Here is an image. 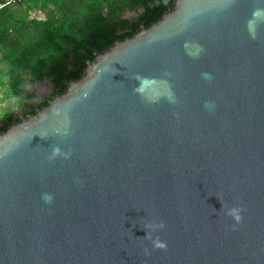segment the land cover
Returning <instances> with one entry per match:
<instances>
[{"label": "water", "instance_id": "95a60500", "mask_svg": "<svg viewBox=\"0 0 264 264\" xmlns=\"http://www.w3.org/2000/svg\"><path fill=\"white\" fill-rule=\"evenodd\" d=\"M0 264H264V0H176L0 134Z\"/></svg>", "mask_w": 264, "mask_h": 264}, {"label": "trees", "instance_id": "16d2710c", "mask_svg": "<svg viewBox=\"0 0 264 264\" xmlns=\"http://www.w3.org/2000/svg\"><path fill=\"white\" fill-rule=\"evenodd\" d=\"M175 2L29 0L24 5L0 0V47L9 50L3 57L8 70L1 83L9 97L20 100L19 114L0 118V134L64 94L97 56L160 21ZM34 10L42 15H33ZM126 10L141 12L129 19L123 16ZM41 83H47L49 91L39 96L33 89Z\"/></svg>", "mask_w": 264, "mask_h": 264}, {"label": "rangeland", "instance_id": "374dc122", "mask_svg": "<svg viewBox=\"0 0 264 264\" xmlns=\"http://www.w3.org/2000/svg\"><path fill=\"white\" fill-rule=\"evenodd\" d=\"M8 1V0H6ZM15 2H20L23 3L24 5H29V0H15L14 2L11 3H15ZM25 7V6H24ZM19 13L22 12V10H19ZM141 12V10L138 11H128L126 10L123 14V16L125 18H129V19H134L137 17V15ZM33 15H39L41 16V12L38 11H32ZM8 49H3L2 47H0V118L9 112H15L16 114H19L18 111V106L20 103L19 99L16 98H11L7 95V90L6 88L2 85L1 81L4 77V75L6 74L7 70H8V63L5 61V59L3 58L4 55H6L8 53ZM33 91L37 94V95H42L45 94L49 91V86L47 83H41L37 86L34 87Z\"/></svg>", "mask_w": 264, "mask_h": 264}, {"label": "clouds", "instance_id": "9594fccd", "mask_svg": "<svg viewBox=\"0 0 264 264\" xmlns=\"http://www.w3.org/2000/svg\"><path fill=\"white\" fill-rule=\"evenodd\" d=\"M40 137L42 139L46 138L45 136H41V135H40ZM58 155L63 156L64 158H68L71 155V152L70 151L64 152L61 150L60 147H53L52 151H51V157L50 158H55ZM44 199H45V201L50 202L52 198L50 195L45 194ZM218 199L220 200V202L222 204L221 211L223 212V214L226 217H231L236 223H239L242 219V216L240 214V209H238L236 207L229 208L225 203L222 202V198H218ZM142 227L146 232L145 237L151 238V232L149 231V229H151L152 231H155L156 229H163L165 227V225L163 222L157 224V223L148 221V222H144ZM153 246L155 248H160V249L166 248V244L164 242L160 241L158 237L155 240H153Z\"/></svg>", "mask_w": 264, "mask_h": 264}, {"label": "built area", "instance_id": "2783aa9c", "mask_svg": "<svg viewBox=\"0 0 264 264\" xmlns=\"http://www.w3.org/2000/svg\"><path fill=\"white\" fill-rule=\"evenodd\" d=\"M14 0H8V2H13Z\"/></svg>", "mask_w": 264, "mask_h": 264}]
</instances>
